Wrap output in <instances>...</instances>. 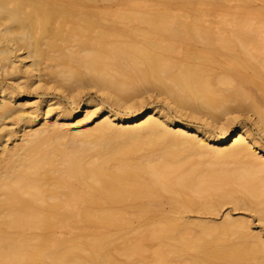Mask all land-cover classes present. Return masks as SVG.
Listing matches in <instances>:
<instances>
[{
    "label": "bare ground",
    "instance_id": "1",
    "mask_svg": "<svg viewBox=\"0 0 264 264\" xmlns=\"http://www.w3.org/2000/svg\"><path fill=\"white\" fill-rule=\"evenodd\" d=\"M256 2L0 0V264H264L247 218L211 219L232 204L264 222V146L234 123L264 137ZM85 88L102 107L74 126L23 96Z\"/></svg>",
    "mask_w": 264,
    "mask_h": 264
},
{
    "label": "rangeland",
    "instance_id": "2",
    "mask_svg": "<svg viewBox=\"0 0 264 264\" xmlns=\"http://www.w3.org/2000/svg\"><path fill=\"white\" fill-rule=\"evenodd\" d=\"M250 7H252V8L262 7L264 10V5H262V3H260V2L252 3L250 5ZM2 80H3V76H0V82H2L5 85L6 84L11 85L12 84L11 81L4 82V80L3 81ZM45 92L46 91H44L43 89H37V90H33L31 92H28L23 96H24V98H29L31 100V102L40 101V100H42V98L44 96L49 97L51 99L49 101V104H51L52 109H64L71 114L70 118L68 119V123L70 125H73V126L77 122H79L81 119H83V117L85 115V113H83V114L78 113L79 107L81 106L82 102L90 100L92 103H98L99 104L97 106L98 109L102 107L100 105V98L102 96L98 92H96L95 88L83 89L79 93V95H77L76 97L73 98V100H71L70 98L69 99L66 98L64 96V93H62L61 91H58V90H50V91H48V93H45ZM146 97H147L146 103H148V105L151 104V105L155 106L156 108H159L161 110L168 112V114L172 118H176L182 122H187V123H190V124H193L196 126H200V127L203 126V122L201 120L189 118L185 115L180 114L179 112H177L176 110H174L172 108H168L169 106L166 103L167 101H166L165 97L158 96L156 94H153V96H151V97H149V96H146ZM104 107H106V106H104ZM94 108L95 107H90V110H93ZM114 109L117 110L116 107H114ZM128 112L130 115L135 114V111L133 109L131 111H128ZM250 118L254 119L255 117L251 116ZM90 120L91 119H86L85 121L90 123ZM234 123H235V127H237L239 125H243L246 129H248L249 131H251L255 135H257V137H259V140L261 141L262 145L264 146V137L262 136V134L260 132H258V130L256 129V127L253 124L251 119H246L245 115L243 113H241L240 116L234 121ZM12 128L15 130L18 129L16 125H13ZM216 131H218V130H216ZM229 143H227V144H229ZM227 144H225V145H227ZM168 210H169V206L167 204H165L163 201H161L160 206L155 208L154 213H156V215L157 214L159 215L161 212H166ZM226 212L231 214L233 217H245V218H247V220L250 223V227H251L252 231L253 232H259L264 237V222L258 220V216L256 215V212H254V211L238 210V209L236 210L233 208L232 204H225V205H222L220 207V209L215 214L216 216L215 215L211 216V219H213L215 221H220ZM186 216L187 217L189 216V218H192V219L196 218L195 213H187ZM143 243L147 244V245L157 246L159 243V240H154L152 242L144 241ZM146 255L147 254H145V260H146V262L147 261L149 262L150 257H148V256L146 257ZM121 259H124V258L121 257Z\"/></svg>",
    "mask_w": 264,
    "mask_h": 264
}]
</instances>
